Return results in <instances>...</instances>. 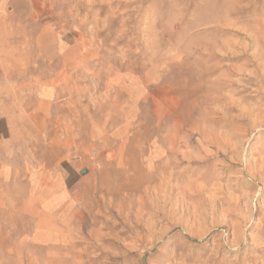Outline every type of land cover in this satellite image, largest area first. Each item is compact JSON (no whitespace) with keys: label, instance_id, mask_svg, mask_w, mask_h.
<instances>
[{"label":"rangeland","instance_id":"1","mask_svg":"<svg viewBox=\"0 0 264 264\" xmlns=\"http://www.w3.org/2000/svg\"><path fill=\"white\" fill-rule=\"evenodd\" d=\"M8 98L0 264H264V0H0Z\"/></svg>","mask_w":264,"mask_h":264},{"label":"crops","instance_id":"2","mask_svg":"<svg viewBox=\"0 0 264 264\" xmlns=\"http://www.w3.org/2000/svg\"><path fill=\"white\" fill-rule=\"evenodd\" d=\"M6 103L0 100V140L6 139L10 140L12 135H14V121L18 119V105L14 106V101L8 98L5 100ZM17 103V100H16ZM7 144V143H6ZM9 145V144H8ZM0 145V152L3 151ZM10 167L9 165H6ZM1 171H4V164L0 167ZM8 170V169H7ZM9 173V172H8ZM0 174H2L0 172ZM3 175V174H2ZM3 182V181H0Z\"/></svg>","mask_w":264,"mask_h":264},{"label":"bare ground","instance_id":"3","mask_svg":"<svg viewBox=\"0 0 264 264\" xmlns=\"http://www.w3.org/2000/svg\"><path fill=\"white\" fill-rule=\"evenodd\" d=\"M262 158V157H261ZM153 160V159H152ZM260 164V163H259ZM262 164V163H261ZM128 169H131V167H129V168H126L125 169V171L124 172H127L126 173V175H125V179L127 178V180H126V182L124 183V184H121L120 185V187L118 188V192H119V190H121V191H124V192H127V194L130 196V195H133L134 194V192L136 191V192H139V191H141L142 190V188H143V181H133V182H131L132 180H134V176H135V174L133 175V174H129L128 172L130 171V170H128ZM152 169L153 170H151L150 171V173L149 174H147V177H146V181H148V180H150V179H153V177H154V169L155 168H153V166H152ZM143 170V169H142ZM145 171V170H144ZM143 171V172H144ZM170 173V172H169ZM144 174V173H143ZM145 174V175H146ZM171 174V173H170ZM128 176V177H127ZM168 182V181H167ZM157 183V182H156ZM158 184V183H157ZM170 184V183H169ZM168 184V185H169ZM167 185V186H168ZM174 185V184H173ZM158 186H160V187H162L163 186V184L162 183H160ZM157 186V187H158ZM171 187V186H170ZM185 187V186H184ZM159 188V187H158ZM187 188H188V186H187ZM206 188V187H205ZM161 189V188H160ZM154 192H155V190H154ZM218 192V191H217ZM227 192V191H226ZM209 193H210V191H209ZM213 193H211V195H212ZM210 195V196H211ZM209 196V195H208ZM210 198H212V197H210ZM215 197L213 196V199H214ZM236 198V197H235ZM139 199V198H138ZM137 202H139L138 200H137ZM215 202V201H214ZM181 207V206H180ZM226 215V214H225ZM230 227V226H229ZM189 229V228H188ZM213 248V247H212ZM137 249V248H136ZM175 250H173L172 251V255H171V257H169V256H166L164 253H162L161 254V256L163 257V258H165V260H167V261H170V262H172V263H175V264H181V255L180 254H178L177 252H174ZM182 256H185L184 254H182ZM179 259V261H177Z\"/></svg>","mask_w":264,"mask_h":264},{"label":"water","instance_id":"4","mask_svg":"<svg viewBox=\"0 0 264 264\" xmlns=\"http://www.w3.org/2000/svg\"><path fill=\"white\" fill-rule=\"evenodd\" d=\"M87 172H88L87 169H84L81 171V175H85V174H87Z\"/></svg>","mask_w":264,"mask_h":264}]
</instances>
